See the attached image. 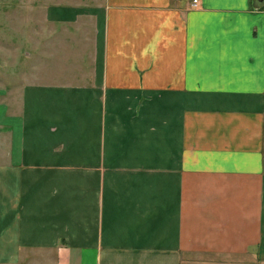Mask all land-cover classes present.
Here are the masks:
<instances>
[{"label": "crops", "instance_id": "0c3cea01", "mask_svg": "<svg viewBox=\"0 0 264 264\" xmlns=\"http://www.w3.org/2000/svg\"><path fill=\"white\" fill-rule=\"evenodd\" d=\"M193 1L48 0L0 87V264H264V2Z\"/></svg>", "mask_w": 264, "mask_h": 264}, {"label": "rangeland", "instance_id": "374dc122", "mask_svg": "<svg viewBox=\"0 0 264 264\" xmlns=\"http://www.w3.org/2000/svg\"><path fill=\"white\" fill-rule=\"evenodd\" d=\"M47 3L0 0V87L21 85L26 77L36 81L40 59L52 49L53 31L46 26Z\"/></svg>", "mask_w": 264, "mask_h": 264}, {"label": "built area", "instance_id": "2783aa9c", "mask_svg": "<svg viewBox=\"0 0 264 264\" xmlns=\"http://www.w3.org/2000/svg\"><path fill=\"white\" fill-rule=\"evenodd\" d=\"M193 4H194V6H197V4H198V0H194V1H193Z\"/></svg>", "mask_w": 264, "mask_h": 264}, {"label": "water", "instance_id": "95a60500", "mask_svg": "<svg viewBox=\"0 0 264 264\" xmlns=\"http://www.w3.org/2000/svg\"><path fill=\"white\" fill-rule=\"evenodd\" d=\"M259 1L264 2V0H259Z\"/></svg>", "mask_w": 264, "mask_h": 264}]
</instances>
